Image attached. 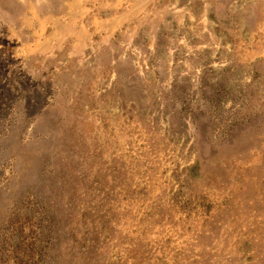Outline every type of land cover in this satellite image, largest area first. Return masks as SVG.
Segmentation results:
<instances>
[{
    "label": "rangeland",
    "instance_id": "rangeland-1",
    "mask_svg": "<svg viewBox=\"0 0 264 264\" xmlns=\"http://www.w3.org/2000/svg\"><path fill=\"white\" fill-rule=\"evenodd\" d=\"M0 264H264V0H0Z\"/></svg>",
    "mask_w": 264,
    "mask_h": 264
}]
</instances>
